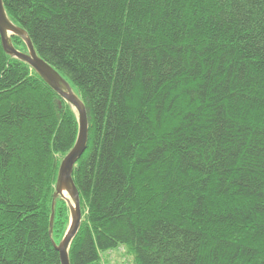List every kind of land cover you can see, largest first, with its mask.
Masks as SVG:
<instances>
[{
    "label": "trees",
    "instance_id": "obj_1",
    "mask_svg": "<svg viewBox=\"0 0 264 264\" xmlns=\"http://www.w3.org/2000/svg\"><path fill=\"white\" fill-rule=\"evenodd\" d=\"M3 1L87 109L71 264H264V0ZM78 133L0 33V264H61Z\"/></svg>",
    "mask_w": 264,
    "mask_h": 264
},
{
    "label": "water",
    "instance_id": "obj_2",
    "mask_svg": "<svg viewBox=\"0 0 264 264\" xmlns=\"http://www.w3.org/2000/svg\"><path fill=\"white\" fill-rule=\"evenodd\" d=\"M0 33L4 49L13 57L27 62L41 77L56 90L67 102H69L78 114L79 133L74 147L62 160L55 196H61L70 207V224L65 236L56 247L60 253L61 264H71L70 247L78 234L83 220L79 189L73 178L76 163L83 155L89 136V119L86 106L74 92L71 84L52 65L44 60L36 51L32 39L25 29L18 27L8 17L4 1L0 0ZM19 35L25 41L28 52L17 49L10 41L11 35ZM65 192L70 197L65 195Z\"/></svg>",
    "mask_w": 264,
    "mask_h": 264
},
{
    "label": "rangeland",
    "instance_id": "obj_3",
    "mask_svg": "<svg viewBox=\"0 0 264 264\" xmlns=\"http://www.w3.org/2000/svg\"><path fill=\"white\" fill-rule=\"evenodd\" d=\"M67 197H70L67 192H65ZM101 264H133L130 256L126 254L125 248L122 246L114 249L111 252H104Z\"/></svg>",
    "mask_w": 264,
    "mask_h": 264
}]
</instances>
